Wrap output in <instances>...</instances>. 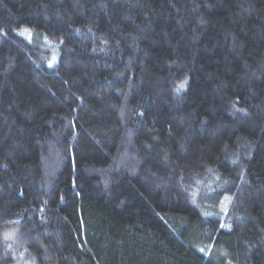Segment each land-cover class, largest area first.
<instances>
[{
  "label": "trees",
  "instance_id": "trees-1",
  "mask_svg": "<svg viewBox=\"0 0 264 264\" xmlns=\"http://www.w3.org/2000/svg\"><path fill=\"white\" fill-rule=\"evenodd\" d=\"M0 264H264V0H0Z\"/></svg>",
  "mask_w": 264,
  "mask_h": 264
},
{
  "label": "snow or ice",
  "instance_id": "snow-or-ice-1",
  "mask_svg": "<svg viewBox=\"0 0 264 264\" xmlns=\"http://www.w3.org/2000/svg\"><path fill=\"white\" fill-rule=\"evenodd\" d=\"M183 87H184V85H183V84H181V85H180V88H183ZM178 90H179V89H178Z\"/></svg>",
  "mask_w": 264,
  "mask_h": 264
},
{
  "label": "rangeland",
  "instance_id": "rangeland-1",
  "mask_svg": "<svg viewBox=\"0 0 264 264\" xmlns=\"http://www.w3.org/2000/svg\"><path fill=\"white\" fill-rule=\"evenodd\" d=\"M46 44H48L49 42L48 41H45Z\"/></svg>",
  "mask_w": 264,
  "mask_h": 264
}]
</instances>
